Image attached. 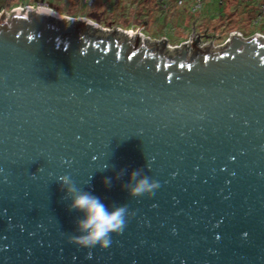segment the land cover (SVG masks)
I'll return each mask as SVG.
<instances>
[{
    "label": "water",
    "instance_id": "obj_1",
    "mask_svg": "<svg viewBox=\"0 0 264 264\" xmlns=\"http://www.w3.org/2000/svg\"><path fill=\"white\" fill-rule=\"evenodd\" d=\"M41 12L0 20V264H264V38L174 52ZM64 174L129 209L90 257Z\"/></svg>",
    "mask_w": 264,
    "mask_h": 264
},
{
    "label": "rangeland",
    "instance_id": "obj_2",
    "mask_svg": "<svg viewBox=\"0 0 264 264\" xmlns=\"http://www.w3.org/2000/svg\"><path fill=\"white\" fill-rule=\"evenodd\" d=\"M44 1L49 3V5L52 7V8L49 7V9H50L48 11L49 16H47V17H52V18H55L58 20H68V18L69 19L71 18L70 15L73 14V11H75V8H74V10L72 9L71 13H65L66 11H64V10H69L68 8L71 7L70 5H72V6L76 5V4L75 5L72 4L74 0H17V3H22V4L32 3V4H36V5H32V6L37 8L38 5L40 4L38 2H44ZM81 1L83 3V0H81ZM108 1L109 0H105V2H106L105 4H103L104 2L101 1L102 4H100L99 3L100 1L98 2V0H87L88 5H90V3L92 2V4H91L92 6H90L89 8L86 7L85 9L87 11H84V12L87 14L90 13V15H93V16H95L96 14H92V12L93 13L94 12H98V13L104 12L103 14H105L104 10H107L106 7H107ZM110 1H112V0H110ZM129 1H131V0H124V2H129ZM142 1H144V2H141L142 4L140 7H143V8H141L143 11H145L146 7L152 8L151 12H149L152 14V17H149V18L145 17V20H147L148 22H147V27L144 30V32L147 33V32L151 31L153 34H157V36H159L160 34L170 35L171 42H173L174 38L185 37L186 35H188V33H190L192 28H195V30L198 32L205 31L203 34H207L206 32H210L211 34L212 33H218L219 34V33H221V30L224 28L225 29L233 28L231 31H234L237 29H238L237 31L246 30L248 33H252L255 30H260L261 27H264V14L262 15L259 23H255V22L251 23L250 21L246 22V18H244L242 11L238 12L236 10V8L238 7V4H239L238 3L239 0H223L222 5L219 3V0H202V4H203V10L202 11H199L196 15H191L188 13L191 16V18H190V22H188L189 25H188L187 31H184L181 29L177 30V29H175V25L174 24H172V25L168 24L169 22L167 23L166 27H164V25L166 23L164 22L163 17H168V19H170L171 12L170 13L164 12L157 5L154 6L153 0H149V1L148 0H142ZM155 2H156V0H155ZM171 4L174 5V7H176L174 2L171 1ZM189 4L192 5L191 3H189ZM240 4L243 6V3L241 1H240ZM26 6H28V5H24L23 7L21 6L23 9H22V11H20L19 14L25 15L28 19H30L37 12L34 10H32V11L27 10L25 8ZM39 6H41L43 8L41 10L46 11V10H44V9H46L45 8L46 5L40 4ZM108 6H109V4H108ZM251 7H253V6H251ZM77 8H78V6H77ZM109 8H110V6L108 7V10H109ZM137 8H138L137 6H134L130 10V12H128V13L125 12L128 15L127 16L123 15L122 18H124L126 20H130V22H132L134 24L140 22L141 18H143V15H142V17L140 16V13L138 11H141V9H139V8L137 9ZM172 12L182 13V17L183 18L185 17V12L182 8H179V9H177V11H172ZM75 13L77 15H80L77 12H75ZM133 14L136 16L133 17ZM77 15L74 16V18H76V19L71 20L72 22H80ZM225 16L228 18L227 21L229 23H227L225 26H222V22L224 20L222 19V21H220V19L225 17ZM6 18L10 19L11 16H8ZM81 19H83V18H81ZM89 20H91L93 22V25H95V26H97L96 24H98L99 25V26H97L98 28H100V26H101L102 28H100V29L103 33H112L115 30L116 35L119 36L122 41H124V39H128L127 40L128 43H135V44L140 43V44H142V40L145 39L143 37L144 36L143 34L139 35V31H140L139 29H137L136 31H132V30L124 31L123 29H120L119 27H114L115 25H113V26L105 25V24L103 25V23L100 21L96 22L95 19H92V18L90 19V16H89ZM193 20L197 22V25L195 24L194 27H192V24H190L193 22ZM239 20H244L241 23H243L245 25L238 24L237 22ZM205 24L208 25V27L205 28ZM116 28H119V30L118 29L116 30ZM212 29H215V30L213 31ZM109 31H111V32H109ZM136 36H138L142 40L137 38ZM173 36H174V38H173ZM192 37H190V39H192ZM211 37L212 36L201 37V39H205V38L210 39ZM188 38L189 37H187V39ZM152 39H155V40L150 41V43L151 44L152 43L157 44L156 43L157 38H152ZM215 41H216V43H219L220 40L215 39ZM151 44H149V45H151ZM149 45L147 44L146 46H149ZM171 45H174V44H171ZM164 55H169V52H164Z\"/></svg>",
    "mask_w": 264,
    "mask_h": 264
},
{
    "label": "clouds",
    "instance_id": "obj_3",
    "mask_svg": "<svg viewBox=\"0 0 264 264\" xmlns=\"http://www.w3.org/2000/svg\"><path fill=\"white\" fill-rule=\"evenodd\" d=\"M106 167L107 165H103L101 168ZM122 175L123 171L118 172L114 178L106 177L103 183L106 187H111L113 179H119ZM55 181L65 193L68 210L78 213L75 235L68 237L70 242L89 250V257L94 248L110 247L113 234H122L126 228L128 207L124 204L109 207L100 197L78 187L68 174L57 176ZM122 187L132 198H147L159 188V183L137 169L128 174L127 182Z\"/></svg>",
    "mask_w": 264,
    "mask_h": 264
},
{
    "label": "trees",
    "instance_id": "obj_4",
    "mask_svg": "<svg viewBox=\"0 0 264 264\" xmlns=\"http://www.w3.org/2000/svg\"><path fill=\"white\" fill-rule=\"evenodd\" d=\"M100 1V2H99ZM101 1H103L105 4V0H98V2L100 4ZM149 1V0H148ZM171 1L175 3V6L171 4ZM240 1L243 3V6L240 4ZM141 2H144L142 0H131L129 2H124V0H112V1H108L107 3V10H104L105 11V14H103L104 12H101V13H98V12H92V14H96L95 16L93 15H90V13H85L84 11H87L85 8H89L90 6L87 5L86 3H82L81 0H74L73 1V5L75 6H72L70 5L71 7H69L68 9L69 10H64L66 11L65 13H71L72 9L74 10L75 8V11H73V14H71V18H74V16H76L77 14L75 12H77L78 14L80 15H77L78 18H86V19H89V16H90V19H95L96 22H102L103 25H110V26H113L115 25L114 27H119L123 30H137V29H141V32L144 34V35H148V37L150 38H165L162 40V46H165L166 44H179L180 42L182 41H185L187 40V37H192V39L194 38L193 42L194 44H196L198 42V40L201 38V37H210L212 36L211 38L212 39H219L221 41H223L225 38H227V36L229 35V33L231 32V30L233 28H230V29H222L221 30V33H210V32H206L207 34H203L205 31H202V32H198L195 30V28H192V30L190 31V33H188V35H186L185 37H177V38H174L173 36V42H171L170 40V35H162L160 34L159 36H157V34H153L151 31L150 32H144V30L146 29L147 27V20H145V17L149 18V17H152V14L149 13L151 12L152 8H148L146 7L145 8V11H143L141 8L143 7H140L141 6ZM154 2V6L157 5L161 10H163L164 12H171V17L170 19H168V17H163L164 18V22L166 23L164 25V27H166L167 23L168 24H174L175 25V29H181V30H184V31H187V28H188V25L190 22V18L191 15H196L199 11H202L203 10V4L201 5V7L199 9H195L193 10V5H190L189 2H184L183 4L179 5L177 0H153ZM38 3H43V4H47L50 8H52L49 3H47L46 1L44 2H38ZM37 3V4H38ZM219 3L222 5L223 4V0H219ZM238 7L236 8V10L238 12L242 11V14L244 15V18H246V22H255V23H259L260 20H261V17L262 15L264 14V9L261 10L260 6L264 5V0H239L238 1ZM108 4L110 6L109 10H108ZM24 5H36V4H32V3H25V4H22V3H17V0H0V12L2 10H5L6 12H9L11 9L15 8V7H20V6H24ZM78 6V8H77ZM134 6H137L139 9H141V11H138L140 13V16L142 17L143 15V18H141V21L134 24L132 22H130V20H126L124 18H122L123 15L127 16L128 14H126L125 12H130V10L134 7ZM253 6V7H251ZM178 7V8H177ZM137 8V9H138ZM179 8H182L185 12V17L183 18L182 17V13H175V12H172V11H177V9ZM189 13V14H188ZM89 15V16H88ZM136 16L133 14V17ZM88 17V18H87ZM94 17V18H93ZM222 19L224 20L222 22V26H225L227 23H229L227 21V17H223L220 19V21H222ZM170 20V21H169ZM242 21L244 20H239L237 23L240 24V25H245L243 23H241ZM192 27L195 26V24L197 25V22L193 20L192 23ZM197 27V26H196ZM208 27V25L205 24V28ZM216 29V28H215ZM215 29H212L213 31ZM238 30V29H237ZM240 30V29H239ZM245 35H248V36H251L255 33H262L264 34V27H261L260 30H255L254 32L252 33H248L246 30H241ZM210 34V35H209ZM197 35V36H196ZM195 36V37H194ZM188 38V39H189Z\"/></svg>",
    "mask_w": 264,
    "mask_h": 264
},
{
    "label": "built area",
    "instance_id": "obj_5",
    "mask_svg": "<svg viewBox=\"0 0 264 264\" xmlns=\"http://www.w3.org/2000/svg\"><path fill=\"white\" fill-rule=\"evenodd\" d=\"M177 2H178L179 5L183 4L184 2H189V3H191L193 5V10L199 9L201 7V5H202V0H177ZM83 3H86L88 5L87 0H85V1L83 0ZM40 4H43V3H40ZM91 4H92V2L90 3L89 6H92ZM39 5H38L37 8H35L33 6H30V5L26 6L25 8L27 10H31V11L32 10L36 11V10L43 9ZM44 5H46V7H45L46 9H44V10L49 11L50 10L49 6L47 4H44ZM260 8H261V10H263L264 9V5L260 6ZM22 9L23 8L20 6V7H15L13 9H11L9 12H6L5 10H2L0 12V20L3 21V18H6L8 16H12L15 12L22 11ZM74 19H76V18H70V19L68 18V20H74ZM79 21H88V22L90 21L93 24V22L91 20L86 19V18L85 19L84 18L83 19L79 18ZM96 25L99 26L98 24H96ZM100 28H102V27L100 26ZM117 29L119 30V28H116V30ZM139 30H140L139 31V35L143 34L141 32V29H139ZM124 31H127V30H124ZM109 32H111V31H109ZM113 32L115 33V30ZM136 37L139 38L138 36H136ZM143 37L145 39H143V40L141 38H139V39H141L142 40V44H145V45H147V44L149 45V44H151L150 41H154L155 40V39H152V38H150V37H148L146 35H144ZM232 37H238V38L242 39L243 41H249L251 39H257V38H260V37L264 38V34L255 33V34H253L251 36H248V35H245L244 33H242L241 31L234 30V31H231L229 33V35L227 36V38H225L222 42L216 43V41L214 39H212V38H210V39H207V38L201 39L200 38L198 40V42L195 44V46L199 50H204V49L208 48L212 52L224 51L228 47V45L230 44ZM163 39H165V38L156 39V43H157L156 45H162V40ZM193 40H194V38L193 39L189 38V39H187L185 41L180 42L179 44H174V45H171V44L168 43V44L165 45V47L172 49L174 52H180L181 49L191 50L192 47H193V44H194ZM165 56L168 57L169 55H165Z\"/></svg>",
    "mask_w": 264,
    "mask_h": 264
},
{
    "label": "bare ground",
    "instance_id": "obj_6",
    "mask_svg": "<svg viewBox=\"0 0 264 264\" xmlns=\"http://www.w3.org/2000/svg\"><path fill=\"white\" fill-rule=\"evenodd\" d=\"M39 11H42L41 13H48V11L46 12V11H43V10H36V12L38 13ZM19 13H20V11H18Z\"/></svg>",
    "mask_w": 264,
    "mask_h": 264
}]
</instances>
